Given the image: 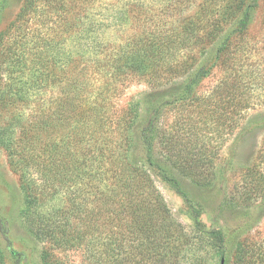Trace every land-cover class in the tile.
I'll use <instances>...</instances> for the list:
<instances>
[{
  "label": "rangeland",
  "instance_id": "rangeland-1",
  "mask_svg": "<svg viewBox=\"0 0 264 264\" xmlns=\"http://www.w3.org/2000/svg\"><path fill=\"white\" fill-rule=\"evenodd\" d=\"M26 1L0 0V129L12 124V138L17 139L19 115L30 121L39 108L55 107L66 79L78 73L85 56L89 69L84 73L90 74L92 103L103 106L101 121L106 124L102 136L118 143L123 117L132 106L136 108L138 116L127 134L133 147L128 151L164 199L173 229L188 234L191 251L183 264H220L222 260L241 264L239 256L246 258V264H264V200L252 189L256 181H264V0H91L83 5L84 14L74 17L53 13L43 0H37L21 18ZM249 3L251 20L241 32L236 26ZM124 11L127 13L122 14ZM64 20L74 25L71 32H64ZM216 27H221L218 36ZM145 30L176 31L184 48L175 57L188 62L195 59L198 66L207 63L211 67L195 87L198 98L214 105L208 112L197 103L185 107L177 103L184 74L178 75L181 80L177 77L165 83L161 82L163 75H158L162 67L157 74L148 73L150 76L128 71L115 79L110 73L114 59L130 51ZM96 63L103 73L96 72ZM59 74L62 81L52 78ZM100 89L106 90L99 94ZM17 93L25 102L13 98ZM1 95L5 100L14 99L12 104L2 102ZM227 107L230 119L237 121L232 128L219 117L220 109ZM152 113L160 132L173 133L189 116L196 128L183 138L188 144L181 151H176L178 145L166 151L161 144L155 153L162 167L180 181L189 202L148 164L141 129L154 118ZM75 123L74 132L83 130L87 139L78 149L89 148L91 137L98 136V126L94 122L81 124L80 120ZM169 153L196 176L187 179L171 168ZM256 164L260 174L249 170ZM29 171V179L34 178L43 190L36 195L35 206L25 202L20 176L10 165L8 151L0 146V264H43L42 251L51 247L49 225L67 224L71 231L76 230L84 209L98 205L104 196V185L87 179L70 181L56 190L43 189L34 168L29 167ZM208 231H221L226 236L225 256L221 249L212 248L205 235ZM58 254L69 264L87 262L83 248Z\"/></svg>",
  "mask_w": 264,
  "mask_h": 264
},
{
  "label": "trees",
  "instance_id": "trees-1",
  "mask_svg": "<svg viewBox=\"0 0 264 264\" xmlns=\"http://www.w3.org/2000/svg\"><path fill=\"white\" fill-rule=\"evenodd\" d=\"M36 1H26L20 12L21 18L27 15L29 8L33 7ZM43 1L50 6L53 13L65 12L64 14L74 17L76 14H84L82 7L91 0ZM252 1L255 3L257 0ZM251 4L247 5L249 9L243 12L242 19L236 26V29L241 32L247 29V23L251 20L253 12ZM126 13L124 11L122 14ZM73 27V24L64 20V32H71ZM219 28L221 27L214 29L216 33H220ZM164 30L143 31L140 38L136 40L137 44L130 51L114 59L115 64L110 73L114 74L115 79L128 74V71L135 75L147 76L151 72L157 74L156 70L162 67L163 72L158 75H168L167 78L163 76L161 78L163 79L161 82L165 81V83L177 77L181 80L183 77L178 75L184 74V88L178 96L177 103L181 107L197 103L203 111L208 112L214 105L198 98L195 87L207 76L211 67H208L207 63L198 66V61L195 59L190 58L188 62L175 57V53L184 48V42L178 39L176 31L166 33ZM1 39L0 37V41ZM85 58L84 56L81 59V69L78 73L71 79H66L63 95L61 99L56 100L55 107L49 110L39 108L30 121L18 116L19 137L17 139L12 138V124L0 129V146L8 151L10 165L20 176V188L27 205L35 206L38 201L36 195L43 191L38 189L36 181H32L34 178L29 179V167H33L36 171L35 176L42 180L43 189L55 187L56 190L58 186L64 187L70 181L78 182L84 179L104 185L103 198L99 200L98 205L94 203L93 207L87 206L84 209L83 217H79V228L77 226L76 230L71 231L67 224L49 225L51 247L43 249L42 263L69 264L60 258L58 252L83 248L87 259L85 264H183L187 251L191 249L188 248V234L183 231L176 232L173 229L169 216L166 215L168 209L164 199L156 191L148 173L133 161L131 151H128L130 147H133V142L129 141L127 134L138 116L136 108L132 106L128 115L123 117L124 128L120 127V140L116 143L117 145L111 139L102 136L101 130L106 124L101 121L100 108L103 106L98 102L92 103L93 88L89 83L90 74L84 73L85 69H89ZM101 66L105 67V64ZM95 70L104 72L97 63ZM61 75L52 76V78H60L62 81ZM105 90L100 89L99 94ZM1 97H3L2 102L7 105L12 104L14 99L25 102L23 97H20V93L14 94V99L6 97L5 100V95ZM229 110V107L221 108L219 117L227 127L232 128L237 121L233 123L230 119ZM154 116L156 114L152 113L151 117ZM75 120H80L81 124L94 122L98 126V136L91 137L92 143L87 149H78L87 139L83 130L74 132ZM154 120L155 117L147 120L141 129L148 164L157 168L162 178L189 202L180 181L170 172L171 170L162 167L160 160L155 158V153H158L156 147H160L161 144L166 151L174 150L177 145L179 148L176 151H181V148L187 147L188 144L183 138L188 137L190 131L195 132L196 128L191 126L190 116L180 123L178 128L176 126L177 129L173 133L158 131ZM70 124L72 129L66 130ZM162 140L165 141L162 142ZM87 151H94V153ZM171 154L169 153L171 168L178 169L187 179L196 176L194 171L184 166V162L177 164L171 158ZM88 162L97 163V166L94 167ZM87 164L89 168H86ZM105 164L107 167L104 166ZM249 170L260 174L258 164ZM261 180L256 181L252 189L264 200V181ZM262 203L264 204V201ZM158 217L162 219L158 221ZM33 233L38 236L36 231ZM205 235L212 248L221 249V255L225 256L226 236L223 232L208 231ZM218 241L219 245L216 243ZM176 242L179 246L175 245ZM238 260L241 264H246L245 257L239 256ZM224 264H227V260Z\"/></svg>",
  "mask_w": 264,
  "mask_h": 264
},
{
  "label": "water",
  "instance_id": "water-1",
  "mask_svg": "<svg viewBox=\"0 0 264 264\" xmlns=\"http://www.w3.org/2000/svg\"><path fill=\"white\" fill-rule=\"evenodd\" d=\"M222 264H224V261H222Z\"/></svg>",
  "mask_w": 264,
  "mask_h": 264
}]
</instances>
